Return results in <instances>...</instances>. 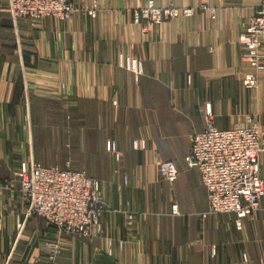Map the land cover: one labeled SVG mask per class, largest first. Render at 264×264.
Returning a JSON list of instances; mask_svg holds the SVG:
<instances>
[{"label":"crops","instance_id":"0c3cea01","mask_svg":"<svg viewBox=\"0 0 264 264\" xmlns=\"http://www.w3.org/2000/svg\"><path fill=\"white\" fill-rule=\"evenodd\" d=\"M74 1L83 9L64 20L15 21L0 9L1 113L20 96L18 110L27 116L26 122L0 119V264H50L41 250L55 230L41 216L25 218L16 174L22 155L37 160L31 116L36 97L61 100L71 111L88 105L97 112V129L112 131L97 143L122 151L119 170L108 169L111 177L100 182L109 203L103 232L64 234L56 264H264V197L238 225L236 213L208 211L200 170L185 167L190 135L206 127L208 105L220 128L253 117L264 129V40L255 86L243 81L252 66L240 40L259 0H154L194 7V14L147 32L134 17L148 0H97L95 15L89 9L96 0ZM138 58L141 72L129 68ZM142 138L145 146L136 147ZM158 159L178 167L174 181L159 174ZM260 175L264 179V159Z\"/></svg>","mask_w":264,"mask_h":264},{"label":"built area","instance_id":"2783aa9c","mask_svg":"<svg viewBox=\"0 0 264 264\" xmlns=\"http://www.w3.org/2000/svg\"><path fill=\"white\" fill-rule=\"evenodd\" d=\"M11 17L38 20L52 16L60 20L72 17L82 10L72 0H4ZM83 7V6H82ZM96 3L89 9L95 15ZM193 7L156 6L148 0L145 7L135 12V21L143 23L147 32L154 24L184 15H193ZM240 40L245 45L244 57L252 69L246 72L244 83L255 86L258 71L262 67L261 45L264 40V0H259L256 12L249 17ZM129 68L143 71V61L138 58ZM206 127L191 133L192 147L186 155L191 167L200 170L208 191L211 213H236L237 224L242 218L253 214L261 206L264 197V179L260 175L261 159H264V129L253 117L247 122L231 128H220L215 124L211 106H207ZM145 139H136V147L145 146ZM115 159L121 160L117 151ZM159 174L174 181L179 169L173 161H160ZM21 184L26 214L40 215L45 223L53 227L56 236L46 243L45 252L52 259L62 250L59 241L66 233L99 234L103 226L106 203L100 193V182L83 169L63 168L57 164L46 165L37 160H26L22 164ZM177 211V205L173 207Z\"/></svg>","mask_w":264,"mask_h":264},{"label":"rangeland","instance_id":"374dc122","mask_svg":"<svg viewBox=\"0 0 264 264\" xmlns=\"http://www.w3.org/2000/svg\"><path fill=\"white\" fill-rule=\"evenodd\" d=\"M72 2L76 7H81V9H83L82 5H80L81 3H78L74 0H72ZM94 3H96V5H99L97 0ZM156 6L166 7V6H159L157 4ZM168 6H175V5H168ZM7 7L8 6L4 2V0H0V9L7 10ZM184 7H191V6H184ZM179 8H183V7H179ZM134 21H135V17H134ZM136 23H141V22H136ZM141 24L143 29L144 27L143 23ZM21 100L22 99L20 96H18V99L17 97L14 96L11 99L10 104L7 105V108L3 106L4 112L1 113V109H0V119H2V115H4L5 117H8L11 120H24L26 122L27 119L26 112H22L18 110V106H20L18 104L21 105L23 104ZM63 104L64 103L61 100L39 97L36 98L33 107L31 105L33 138H34V143L37 147V154H36L37 161L40 160L43 162L55 163L59 166L62 165V166H70L71 168L73 167V168L83 169L88 173H90L95 178H97L99 182H101L102 178L111 177V175L110 176L107 175V170L112 168H114L116 171L119 170V165L121 162L117 161L114 155L117 151H119L122 154V151L119 148L115 147V145L113 144H107V143L98 144L97 140L98 139H103V141L106 140L107 137H109L108 132L112 133V131H107L104 128L101 130L97 129V121H98L97 112L95 110L88 111L87 110V108L89 107L88 105L78 103L77 105L73 106V109L72 106L70 107L72 109L71 111V110H65ZM93 107L95 108L96 106ZM110 123L112 124L111 121ZM4 133H5V127L4 128L0 127V144L2 143L1 138L3 139ZM40 152L44 153L45 155L41 157L38 154ZM27 159L28 158H26V156L22 155V157L19 159L17 171H16L17 179L20 182V191L23 200H24V195L21 184V177H22L21 173H22V164ZM162 160L163 159H158L156 161L157 169H158V163ZM185 167H191L187 163L186 159H185ZM103 174L105 176H100ZM1 182L2 180L0 176V186H3L1 185L2 184ZM128 182H129V177L125 175L124 183H128ZM100 193L102 195L101 184H100ZM102 198L107 204L106 205V210H107L109 208L108 205L109 203L103 197V195ZM126 214L128 215L129 218H131L133 217L134 213L128 211ZM33 215H37V214H32L28 216L26 214V207H25V215H24L25 218L28 219ZM24 223H25L24 220L18 223L19 231H23L25 227ZM102 232H103V226L99 234H101ZM81 235L86 236L85 234H81ZM55 236L47 237L44 241V245L41 250V256L43 257L44 260L48 261L50 264L57 263L58 258L62 254V251L65 247L64 240L61 239V241H59V248L60 250H62L61 253L54 259H52L51 256L47 255V253L44 251L46 248V243L49 240L50 241L56 240L54 239Z\"/></svg>","mask_w":264,"mask_h":264},{"label":"trees","instance_id":"16d2710c","mask_svg":"<svg viewBox=\"0 0 264 264\" xmlns=\"http://www.w3.org/2000/svg\"><path fill=\"white\" fill-rule=\"evenodd\" d=\"M36 98H39V97H36ZM36 98L34 99V101L32 102V107H33V104H34V102H35V100H36ZM62 166V165H61ZM63 168H68V167H70V166H62ZM73 168V167H72ZM74 169H80V168H74ZM90 174V173H89Z\"/></svg>","mask_w":264,"mask_h":264}]
</instances>
